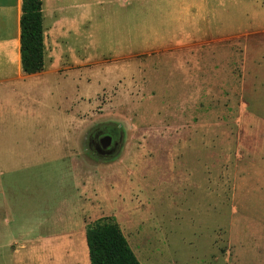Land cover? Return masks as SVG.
I'll return each mask as SVG.
<instances>
[{
	"label": "rangeland",
	"instance_id": "1",
	"mask_svg": "<svg viewBox=\"0 0 264 264\" xmlns=\"http://www.w3.org/2000/svg\"><path fill=\"white\" fill-rule=\"evenodd\" d=\"M44 9L55 71L0 89V264H90L102 217L141 264H264V0Z\"/></svg>",
	"mask_w": 264,
	"mask_h": 264
},
{
	"label": "trees",
	"instance_id": "2",
	"mask_svg": "<svg viewBox=\"0 0 264 264\" xmlns=\"http://www.w3.org/2000/svg\"><path fill=\"white\" fill-rule=\"evenodd\" d=\"M20 16V61L27 74L44 68L42 0H22ZM85 242L90 264H141L113 218L89 223Z\"/></svg>",
	"mask_w": 264,
	"mask_h": 264
},
{
	"label": "crops",
	"instance_id": "3",
	"mask_svg": "<svg viewBox=\"0 0 264 264\" xmlns=\"http://www.w3.org/2000/svg\"><path fill=\"white\" fill-rule=\"evenodd\" d=\"M42 0L43 27L44 3ZM22 0H0V89L9 97H19L24 94L21 84H26L28 79L37 83H47L48 75L55 71L57 49L53 41L46 42L44 31V68L42 71L27 74L22 70L20 61V16ZM50 45V47H49ZM25 87V86H24Z\"/></svg>",
	"mask_w": 264,
	"mask_h": 264
},
{
	"label": "flooded vegetation",
	"instance_id": "4",
	"mask_svg": "<svg viewBox=\"0 0 264 264\" xmlns=\"http://www.w3.org/2000/svg\"><path fill=\"white\" fill-rule=\"evenodd\" d=\"M102 136H110V142L104 147L100 143V138ZM90 143H92L95 147V150L100 154L104 156H109L113 154L115 151L116 146L118 145V141L114 140V136L111 132L108 131H98L94 134L93 138L91 139Z\"/></svg>",
	"mask_w": 264,
	"mask_h": 264
},
{
	"label": "water",
	"instance_id": "5",
	"mask_svg": "<svg viewBox=\"0 0 264 264\" xmlns=\"http://www.w3.org/2000/svg\"><path fill=\"white\" fill-rule=\"evenodd\" d=\"M110 136H102L100 138V143L102 144V146H106L108 144V142H110Z\"/></svg>",
	"mask_w": 264,
	"mask_h": 264
}]
</instances>
